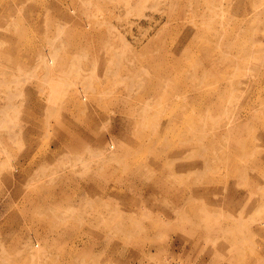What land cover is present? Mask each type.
Wrapping results in <instances>:
<instances>
[{"label": "rangeland", "instance_id": "1", "mask_svg": "<svg viewBox=\"0 0 264 264\" xmlns=\"http://www.w3.org/2000/svg\"><path fill=\"white\" fill-rule=\"evenodd\" d=\"M263 245L264 0H0V264Z\"/></svg>", "mask_w": 264, "mask_h": 264}, {"label": "bare ground", "instance_id": "2", "mask_svg": "<svg viewBox=\"0 0 264 264\" xmlns=\"http://www.w3.org/2000/svg\"><path fill=\"white\" fill-rule=\"evenodd\" d=\"M227 127H230V125L227 126ZM227 127H225V128H227ZM253 256H254L255 259L259 258V256H261L262 258H264V245L261 247V250H258ZM257 260L261 262V259H257Z\"/></svg>", "mask_w": 264, "mask_h": 264}, {"label": "crops", "instance_id": "3", "mask_svg": "<svg viewBox=\"0 0 264 264\" xmlns=\"http://www.w3.org/2000/svg\"><path fill=\"white\" fill-rule=\"evenodd\" d=\"M153 62V61H152ZM153 63H155V62H153Z\"/></svg>", "mask_w": 264, "mask_h": 264}]
</instances>
